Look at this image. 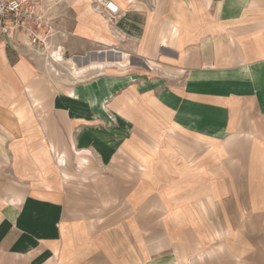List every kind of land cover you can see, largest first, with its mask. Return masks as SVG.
<instances>
[{
  "label": "crops",
  "instance_id": "1",
  "mask_svg": "<svg viewBox=\"0 0 264 264\" xmlns=\"http://www.w3.org/2000/svg\"><path fill=\"white\" fill-rule=\"evenodd\" d=\"M109 1L0 39V264H264V0Z\"/></svg>",
  "mask_w": 264,
  "mask_h": 264
},
{
  "label": "built area",
  "instance_id": "2",
  "mask_svg": "<svg viewBox=\"0 0 264 264\" xmlns=\"http://www.w3.org/2000/svg\"><path fill=\"white\" fill-rule=\"evenodd\" d=\"M101 14L112 22L118 15L117 7L109 0H95ZM57 35L56 26L48 15V7L42 0H0V39L4 43L17 40L39 55L51 59L49 40Z\"/></svg>",
  "mask_w": 264,
  "mask_h": 264
},
{
  "label": "rangeland",
  "instance_id": "3",
  "mask_svg": "<svg viewBox=\"0 0 264 264\" xmlns=\"http://www.w3.org/2000/svg\"><path fill=\"white\" fill-rule=\"evenodd\" d=\"M57 41L54 40L52 42V52H56L57 49ZM54 48V49H53ZM33 53V56L36 58V64L40 67V65H45L47 67V70L50 73V77H54L56 80L59 79H71V81H79L82 79H85L86 77H89L91 74L84 75H75L73 72V69L76 65L83 63L82 59H75L70 58L67 60V62H63L64 57L62 55L58 56L55 53V57L52 59L47 55H39L35 52L31 51ZM68 59V58H67Z\"/></svg>",
  "mask_w": 264,
  "mask_h": 264
}]
</instances>
